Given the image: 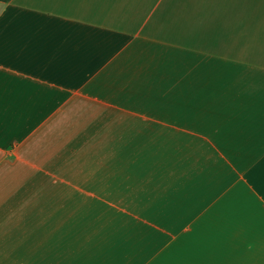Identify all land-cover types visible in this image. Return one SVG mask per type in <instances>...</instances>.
<instances>
[{
  "label": "crops",
  "instance_id": "1",
  "mask_svg": "<svg viewBox=\"0 0 264 264\" xmlns=\"http://www.w3.org/2000/svg\"><path fill=\"white\" fill-rule=\"evenodd\" d=\"M8 194L0 264H264V0H0Z\"/></svg>",
  "mask_w": 264,
  "mask_h": 264
},
{
  "label": "rangeland",
  "instance_id": "2",
  "mask_svg": "<svg viewBox=\"0 0 264 264\" xmlns=\"http://www.w3.org/2000/svg\"><path fill=\"white\" fill-rule=\"evenodd\" d=\"M74 189H71L70 194H62L59 197L60 202L73 203V193ZM35 195H3L0 196V252H21L25 250L37 251V250H53L59 249L60 244L45 243L40 244L37 241L40 239L43 233L41 232L42 227L39 226L43 223V219L47 220L50 216L49 223H45L44 229L48 231L46 227L48 224L53 222L54 215L53 212L50 214L48 212H43V209L37 211V209L31 210L25 217L22 215L26 210L36 202ZM71 197V198H70ZM88 196L77 195L76 196V206L78 211L76 215L77 219H84L85 215L83 210H79V205L86 202ZM71 199V200H69ZM48 199L46 198V202ZM93 201L100 202L97 198L93 197ZM88 217H94V220L101 219L106 216L107 212H88ZM63 211L61 212V216ZM83 214V215H82ZM82 215V217H81ZM90 215V216H89ZM58 218V215L57 217ZM69 218L68 216L66 217ZM113 218V217H112ZM62 219V217L60 218ZM53 232H45V235L51 234ZM78 234H84L82 231ZM40 242V241H39ZM69 244H61V248L67 250Z\"/></svg>",
  "mask_w": 264,
  "mask_h": 264
},
{
  "label": "trees",
  "instance_id": "3",
  "mask_svg": "<svg viewBox=\"0 0 264 264\" xmlns=\"http://www.w3.org/2000/svg\"><path fill=\"white\" fill-rule=\"evenodd\" d=\"M2 1H7V0H2Z\"/></svg>",
  "mask_w": 264,
  "mask_h": 264
}]
</instances>
